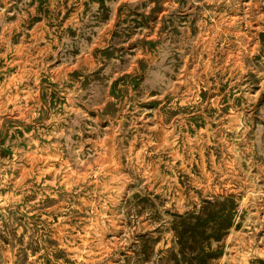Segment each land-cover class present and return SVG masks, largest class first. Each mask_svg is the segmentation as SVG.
<instances>
[{"label": "rangeland", "instance_id": "obj_1", "mask_svg": "<svg viewBox=\"0 0 264 264\" xmlns=\"http://www.w3.org/2000/svg\"><path fill=\"white\" fill-rule=\"evenodd\" d=\"M0 264H264V0H0Z\"/></svg>", "mask_w": 264, "mask_h": 264}]
</instances>
